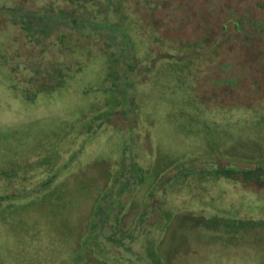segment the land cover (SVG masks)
<instances>
[{"label":"trees","instance_id":"16d2710c","mask_svg":"<svg viewBox=\"0 0 264 264\" xmlns=\"http://www.w3.org/2000/svg\"><path fill=\"white\" fill-rule=\"evenodd\" d=\"M208 5H216L214 16H208ZM136 46L143 50L138 53ZM0 53V57H9V65L13 63L15 70L28 71L22 78L31 86L30 99L58 88L89 63L108 58L116 66L108 78L117 85L124 80L132 94L138 82L149 83L148 74L156 72L160 64L178 72L186 67L191 90L183 86L182 75V86L177 87L186 94L199 92L195 97L199 107L189 100L182 109L187 106L194 115L200 113L207 125L221 116L230 124L235 110L241 112L237 120L250 118L264 124V0H0ZM209 77L214 82L209 83ZM131 78L134 81L128 85ZM225 88L235 94L244 91V95L226 104L217 99L218 90ZM122 95L123 89L117 101L124 108ZM210 101L214 111L208 113L201 105ZM252 101L254 106L250 107ZM222 108L230 111L221 113ZM113 114L100 110L95 121L108 120L125 128L126 113L121 110ZM133 127H137L136 122ZM260 131L264 135V127ZM133 138L135 144L140 142L137 136ZM252 139L251 145L247 144L253 147L245 155L247 161L237 150L242 143L226 150L227 143L220 141L223 158H218L217 170L202 172L204 176L196 184L199 189L189 181V167L170 174L180 166L178 160L162 166L165 157L144 160L133 153L118 170H108L111 165L106 160L95 162L93 166L99 170L107 168L104 174L95 175L84 167L59 177L52 173L43 176L26 188L25 195L30 197L23 201L33 202L37 199L34 196L42 194L40 203L46 208L59 203L63 226L69 223L72 227L73 248L88 253L78 254L76 264H175L181 247L191 244V240L201 241L194 235L190 239L189 232L205 225L212 230L210 234L223 229L250 235L258 228L264 235V220L224 219L205 207L206 189L218 186L223 178L256 194L264 191V141L261 135ZM253 154L261 157L255 160ZM166 170L169 173L165 175ZM23 178L27 180V176ZM184 181L188 191L196 189L200 194L196 202L208 216L203 211L174 215L167 208L170 194ZM8 194L0 193V207L8 200L9 205L27 202L17 203L25 196ZM257 200L254 195L253 202ZM262 205L264 213V201ZM222 221H227L226 225L222 226ZM31 237L35 246L40 244L35 234ZM218 237H211L208 243H218ZM233 243L240 241L235 239Z\"/></svg>","mask_w":264,"mask_h":264},{"label":"rangeland","instance_id":"374dc122","mask_svg":"<svg viewBox=\"0 0 264 264\" xmlns=\"http://www.w3.org/2000/svg\"><path fill=\"white\" fill-rule=\"evenodd\" d=\"M215 7L216 5L207 6L210 9L208 16L216 14L213 11ZM6 31L9 32V27ZM189 36L193 37L191 33ZM136 47L138 50L139 47ZM142 50L143 47L138 53ZM0 58V190H7L0 193L14 192L16 197L25 196L17 203L30 197L25 195L26 188L35 185L43 176L52 173L59 177L78 172L84 167H89L87 171L95 175L104 174L110 169H121L125 158L135 154L144 157V160L165 157L162 166L178 160L177 166H180L171 170L170 174L182 167H189L192 172L189 181L199 189L196 184L199 177L204 176L203 171L217 170V160L223 158L220 155L223 151L220 141L227 143L226 150L243 144L237 150L246 161V153L253 150V147L247 146L253 142L252 138L261 135V140L264 141L263 132L260 131L264 124H256L250 118L237 120L241 112L236 110L230 124H226L227 119L221 116L217 122L207 125L204 123L205 117L201 118L200 113L198 117L187 106L182 109L189 100L197 103L199 93L191 91L186 94L178 89L177 84L182 86L183 83L180 75L184 78L183 86H190V74L186 67L178 72L168 70L166 65L160 64L156 72L152 70L148 74L149 83L138 82L134 87L135 94H132L130 88H127V82L123 80L121 85H117L108 78V74L116 70V66L113 67L108 58L97 59L95 62L93 59L92 63L73 73L58 88L41 92L30 99L28 96H33L31 86L22 78L28 71L22 68L15 70L13 63L9 65L11 60L7 56ZM209 79V83L214 82L213 77ZM127 81L129 85L134 79ZM211 87L212 85L210 89ZM122 89L120 99H125L122 101L124 108L117 101L118 92ZM250 93L254 97L252 88ZM243 95L244 91L235 94L231 89L225 88L218 90L217 99L227 104L234 99L237 101ZM249 106H254V102ZM196 107H199L198 103ZM201 107H205L208 113L214 111L211 101L205 102ZM100 110L111 115L123 110L126 118L128 117L125 128L110 124L108 120L95 121ZM227 110L222 108L221 113ZM135 122L137 127H133ZM133 136L140 140L138 144H135ZM253 156L255 160L261 157L256 154ZM100 160L108 161L111 165L108 170H99V166H93ZM167 170L165 175L169 173ZM11 175L15 177L9 178ZM23 176H27V180ZM185 181L168 198L167 208L174 215L203 211L208 216L207 212L211 211L224 219L264 220V213L261 211L264 191L256 194L238 182L223 178L218 186L206 189V212L196 202L200 194L196 189L188 191ZM254 195L258 197L257 203L253 202ZM41 196L42 194L34 196L38 202L37 199L33 202L29 199L23 201H27L26 203L9 205L8 200L5 206L0 207V264H76L78 254H88L73 248L74 239H70L74 237L72 227L69 223L63 226L58 216L59 203L50 204L46 208L40 203ZM225 222L227 221L221 222L222 226L226 225ZM200 228L190 231L189 237L191 239L194 235L201 241L191 240V244L181 247L180 253L175 257V264H264V235H260L261 230L257 231L258 228L251 230L250 235L243 232L231 234L223 229L218 234H210L212 230L206 225ZM34 234L40 242L36 246L31 237ZM213 236H219L220 241L216 244L208 243ZM233 237L240 243H233ZM38 238L35 237V240ZM240 258L245 261H238Z\"/></svg>","mask_w":264,"mask_h":264}]
</instances>
